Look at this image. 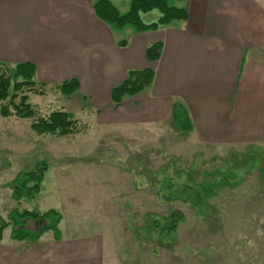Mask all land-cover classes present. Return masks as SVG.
<instances>
[{"label": "rangeland", "instance_id": "obj_1", "mask_svg": "<svg viewBox=\"0 0 264 264\" xmlns=\"http://www.w3.org/2000/svg\"><path fill=\"white\" fill-rule=\"evenodd\" d=\"M114 2L120 13L129 9L130 0ZM110 28L119 42L141 33ZM37 79L43 93L25 94L38 113L62 109L82 128L38 134L32 119L0 113V217L8 226L15 210L55 209L62 215L58 237L53 229L42 235L100 239L102 264H264V144L206 146L174 124H121L88 86L66 95L59 81ZM43 161L40 191L16 198L20 173ZM174 210L182 219L162 230Z\"/></svg>", "mask_w": 264, "mask_h": 264}, {"label": "crops", "instance_id": "obj_2", "mask_svg": "<svg viewBox=\"0 0 264 264\" xmlns=\"http://www.w3.org/2000/svg\"><path fill=\"white\" fill-rule=\"evenodd\" d=\"M95 1L0 0V62L32 61L45 83L77 78L121 124L181 128L174 113L180 104L197 144H264V0H177L188 19L132 32L126 44L97 16ZM156 41L163 42L161 56L150 60L146 49ZM143 68L154 69L152 84L115 107L112 88ZM45 234L19 240L6 227L0 264L104 261L100 239Z\"/></svg>", "mask_w": 264, "mask_h": 264}, {"label": "trees", "instance_id": "obj_3", "mask_svg": "<svg viewBox=\"0 0 264 264\" xmlns=\"http://www.w3.org/2000/svg\"><path fill=\"white\" fill-rule=\"evenodd\" d=\"M94 10L97 16L109 23L116 29H123L131 26L139 32L158 29L168 26L174 21L188 19L187 10L183 7L170 5L168 0H130L129 9L125 13H120L117 6L110 0H96ZM158 10L160 15L151 22L143 18L144 13ZM122 44H126L123 41ZM163 42L156 41L148 45L146 55L150 60H158L161 56ZM155 71L152 68L131 69L126 78L111 90V98L115 107H119L128 96L147 89L153 82ZM44 85L37 79V65L32 61H24L16 64L0 62V113L2 116L16 115L19 118L32 119V129L38 134H55L67 136L77 133L82 128L80 121L72 117L62 109L52 111L48 115L38 113L35 106L29 102L26 91H33L42 94V90L37 86ZM59 90L70 95L80 88L77 78H70L57 84ZM8 100V104L5 101ZM12 108V109H11ZM174 113L180 126L187 130L189 128V118L180 104L174 106ZM47 169L46 163H39L30 171H23L14 182L15 197L34 198L40 191V184L44 179ZM32 183V184H31ZM13 184V185H14ZM182 213L174 210V213L166 221L162 230L171 232L179 220ZM62 215L55 209L46 212L38 210H15L10 215L12 222V237L14 239L36 240L40 238L44 231L53 229L58 237L57 224ZM167 219V218H166ZM37 222L36 228L31 227L30 221ZM154 223L159 226L158 220ZM9 222L0 217V241L3 230Z\"/></svg>", "mask_w": 264, "mask_h": 264}]
</instances>
